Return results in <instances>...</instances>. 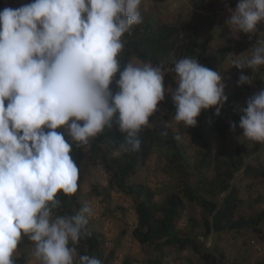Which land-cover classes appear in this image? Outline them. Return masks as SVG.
I'll return each mask as SVG.
<instances>
[{
	"label": "clouds",
	"instance_id": "1",
	"mask_svg": "<svg viewBox=\"0 0 264 264\" xmlns=\"http://www.w3.org/2000/svg\"><path fill=\"white\" fill-rule=\"evenodd\" d=\"M140 3L32 0L0 10V264H15L22 235L35 242L34 256L42 264H101L69 246L88 235L85 226L94 214L90 205L53 218L60 204L57 194L78 190L73 142L87 145L89 138L112 127L115 117L127 133L121 150L139 151L137 134L158 111L166 91L175 120L189 127L197 126L202 110L215 108L219 116L227 102L224 75L193 58L173 61L178 80L172 91L165 89L160 65L128 63L120 70L121 37L142 22ZM260 22L264 0H238L225 21L234 37L244 33L249 38ZM233 65L240 70L264 65V43ZM117 73L119 91L113 94L110 85ZM251 84L252 77L244 74L237 80V86ZM246 104L240 108L239 127L245 137L264 143V87Z\"/></svg>",
	"mask_w": 264,
	"mask_h": 264
},
{
	"label": "trees",
	"instance_id": "2",
	"mask_svg": "<svg viewBox=\"0 0 264 264\" xmlns=\"http://www.w3.org/2000/svg\"><path fill=\"white\" fill-rule=\"evenodd\" d=\"M164 2L166 0H154ZM228 8L235 9L238 0H225ZM2 0H0V3ZM202 0H196L195 5H200ZM183 36L182 52L183 58H193L206 66L210 37L203 41H198L197 29L194 27L190 31H184L178 24L152 25L146 21L121 37L123 49L118 53L116 59L122 71L132 59L141 63L150 62L153 66H162L164 69L169 56L176 52L179 37ZM254 36L249 42V54L255 47ZM174 69V66H173ZM174 77L169 75L165 78V85L174 90L177 84V74ZM264 77V70L256 71L255 84L258 89L264 87L261 79ZM119 78V73L113 78L110 85L113 94L119 91L115 81ZM171 98L170 93L168 94ZM234 96L240 97L237 93ZM231 99V100H230ZM228 101H232L230 96ZM239 99V98H238ZM172 100V99H171ZM168 105V110L172 112V119H175V106L172 101L163 100ZM234 102L232 105L236 104ZM7 104V101L5 102ZM212 113V112H211ZM243 113L230 110V122L227 133L234 147L232 153L223 147H217L212 142L214 129L208 126L202 131L205 135L194 132V139L200 143L199 148L193 154L187 152L188 148L178 142L176 133L165 124L157 114L149 117V124L154 128L149 130L142 126V130L137 134L140 140V149L136 152H125L120 148L127 133L120 131L119 125L114 117L112 127H105L101 133L89 138L87 145L76 146L73 142V151L70 153L75 160L78 170V190L84 182V161L85 150L91 151L92 159L100 162L104 174L108 178V185L115 188L127 196L133 197L135 224L131 231V236L140 246H152L156 259L149 264H163L172 252L186 255L187 252L197 255L200 262L204 264H264V260L254 263L248 261L247 257H238L230 261L222 253H217L211 248H207L204 241L210 235L221 234L223 232H233L238 230L251 229L256 232V228L264 219V212L255 218L237 217L240 205L248 206L239 198L238 191L231 187L234 175L242 171L244 179L249 181L264 180V165L258 163L257 166L247 165L245 160L254 153H257L264 143L250 140L244 135L239 136L238 132L240 116ZM224 116V115H223ZM222 117H218L221 119ZM202 124L201 129L207 126V120L203 112L197 117ZM224 120V119H223ZM226 121V119H225ZM218 123V121H214ZM81 124L83 122H80ZM233 124L236 125L233 128ZM47 131V129H45ZM63 131V129H57ZM167 131V136L161 135ZM192 134V131H191ZM219 134L217 130L215 135ZM66 139L71 140L70 137ZM251 145L250 151L246 146ZM217 148V149H216ZM153 149L160 155V169L173 178L174 190L168 192L164 197H158L152 189L143 185L129 184L130 178L135 176L138 168L146 167L150 160ZM77 192L66 196L59 192L56 199L60 204L53 209V215H74L80 209L77 199ZM258 203V200H256ZM192 206L200 209L201 222L193 216L186 218V228L188 232L180 229V222L183 221L187 208ZM196 230L200 233L194 235ZM104 240L101 235H86L74 245L78 255L95 256L104 262L103 253ZM254 245V243H253ZM248 242L247 252L251 251ZM245 246V245H244ZM78 259V257H77ZM23 262V260H22ZM107 262V260H106ZM189 262V263H188ZM192 262L187 261L186 264ZM26 264V263H25ZM122 264H129L125 260Z\"/></svg>",
	"mask_w": 264,
	"mask_h": 264
},
{
	"label": "rangeland",
	"instance_id": "3",
	"mask_svg": "<svg viewBox=\"0 0 264 264\" xmlns=\"http://www.w3.org/2000/svg\"><path fill=\"white\" fill-rule=\"evenodd\" d=\"M31 2L32 0H2L0 10L6 7L16 9ZM195 3L196 0H166L164 2L141 0L138 10L141 13L142 22L132 25L131 29L142 25L146 21L154 26L160 24H178L182 28L183 33L195 27L197 29L198 41H203L207 37H210L211 41L206 53V67L217 71L222 77L224 75V82L226 84L225 93L228 99H230V96L232 97V101L227 100L219 116L214 115L215 108L202 110L208 120L207 126L201 131L202 124L199 123V120H197V126L189 127L182 121L178 122L172 119V112L168 110V105L164 104L163 101L158 104V111L154 114H157L174 133L181 137L178 142L188 148L187 152L189 154H193V151L198 149L200 145L198 140L193 137L195 136L194 132H199V135L203 136L205 134L202 131L207 130L208 126L214 129L212 142L217 144L218 148L223 147L234 153L235 149L232 146V141L227 135L230 130L227 129L228 125L225 126V123L229 124L230 122V115L228 113H230L232 108L236 112L240 108L247 106L246 100L259 90V86L254 83L256 71L258 69L264 70V65L258 66L254 70H240L233 65V60L250 56L248 42L254 36H256L255 47L264 43V22H260L257 25L258 32L251 38L244 33H234L237 36L234 37L225 21L230 16V11L235 9L228 8L225 0H202L198 6ZM178 40L176 52L169 56L162 70L164 86L169 91L170 88L165 85V78L168 75L176 78L174 77L173 61L183 58V36L181 35ZM130 63L138 65L141 62L132 59ZM241 74L252 77V84L237 86V80ZM262 82L264 83V77L261 79ZM237 93L240 94V97L234 96ZM168 94L166 91L164 100L172 101ZM234 102L237 103L232 105ZM218 117L222 118L218 119ZM214 121H218V123ZM145 128L151 130L154 128V125L148 124ZM217 130L219 134L215 135ZM236 134H239V136L243 135V129L238 128ZM251 148L250 144L246 146L247 151H250ZM153 150L146 167L138 168L135 176L130 178L128 183L143 185L156 192L158 197L159 195L164 197L168 192L174 190L172 187L175 183H173V178L166 174V171H162L159 168L161 160L158 155L160 154L155 149ZM91 157V151L87 148L85 150L83 165L84 182H82L80 190L77 192V199L80 209L85 204L93 208L94 214L89 218V222L85 227L89 235L97 234L103 237L104 262L102 264H122L125 260L129 264H149V262L156 259L152 246H140L131 236V231L135 224L133 197L127 196L115 188H111L108 185V178L104 174L100 162ZM245 162L247 165L252 166H257L258 163L264 165V145L257 153L246 158ZM230 184L231 187L238 191L239 198L248 205L239 206L237 217L255 218L264 212V180L249 181L244 179L241 171L234 175V179ZM256 200H258V203ZM188 216H193L201 222L200 209L195 206L187 208L183 221L179 225L180 229H183L184 232H188L185 223ZM53 218H55L54 215ZM197 233H200V230H196L194 235ZM251 240H254L255 244L251 246V251L247 252L246 248L248 242ZM204 243L207 248H211L217 253H222L230 261L238 257H247L248 261L252 263L264 260V219L256 228V232L247 229L244 231L223 232L217 235L212 234ZM69 246H74L71 241L69 242ZM34 251L35 242H32L28 236L22 235L18 248L13 254L15 264H42L34 256ZM189 260L192 262L191 264H204L200 262L197 255L190 253V251L186 255L172 252L163 261V264H186Z\"/></svg>",
	"mask_w": 264,
	"mask_h": 264
}]
</instances>
